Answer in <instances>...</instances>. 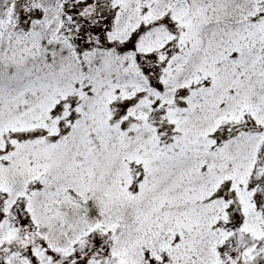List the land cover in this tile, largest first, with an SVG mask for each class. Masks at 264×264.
<instances>
[{
    "label": "snow or ice",
    "instance_id": "1",
    "mask_svg": "<svg viewBox=\"0 0 264 264\" xmlns=\"http://www.w3.org/2000/svg\"><path fill=\"white\" fill-rule=\"evenodd\" d=\"M0 264H264V0H0Z\"/></svg>",
    "mask_w": 264,
    "mask_h": 264
}]
</instances>
